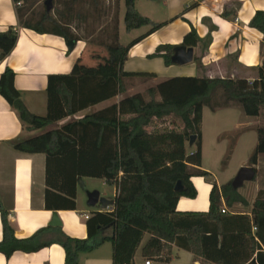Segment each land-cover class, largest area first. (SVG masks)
<instances>
[{"label":"trees","instance_id":"trees-1","mask_svg":"<svg viewBox=\"0 0 264 264\" xmlns=\"http://www.w3.org/2000/svg\"><path fill=\"white\" fill-rule=\"evenodd\" d=\"M12 1L15 5L21 3L20 7H16L18 27L39 35L60 37L65 43L73 41L75 45L85 40L70 30L72 6L86 2L97 7L99 3V0H65L64 10L55 11L53 8L47 11L44 2L42 12L36 14L31 10L29 0ZM117 15L118 11L113 17L108 43H96V47L110 53L107 63H114V71L98 67L99 73L88 72L82 66L75 69V74L49 75L48 112L45 117L27 111L14 87V72L9 68L3 71L0 75V96L16 111L27 130H45L57 121L121 92L125 77L123 65L129 50L163 24L153 25L145 34L122 46L119 43ZM147 23L146 18L131 10L127 18L129 28ZM248 27L263 34L260 50L264 54V12H255ZM190 36L194 46L201 42L193 29ZM17 37L18 30L14 27L0 33V60L11 53ZM174 48L171 45L158 46L150 58L160 57L165 65L170 66ZM194 61L198 62L196 58ZM257 73V78L250 84L246 79L171 78L148 89L143 95L124 98L109 109L12 143L13 149L19 152L44 154L47 171L50 159L55 162L58 158L60 161L64 159L69 171L71 168V172L77 175L76 182L81 178H97L109 185L116 184L118 188L111 210L94 212L88 217L87 239L60 237L58 243L64 251V263L78 264L80 255L109 242L112 245V264H130L146 234L148 240L141 248L144 261L169 264L172 246L175 245L191 253L194 262L199 259L202 264H264V191L258 192L250 215L220 212L222 203L226 208L234 204L247 206L237 190L232 189L231 183L220 189L212 185L209 208L205 213L176 210L180 198L195 199L197 196L191 178L210 177L201 169L202 109L238 106L248 117L262 116L264 71L258 68ZM77 93L81 95L78 100L75 97ZM55 100H58L57 103ZM125 116L128 119H121ZM153 118H170L173 128L157 129L153 126ZM149 127H153L152 131L147 130ZM111 136L115 138L113 146H103L102 141ZM191 136L195 137L194 151L188 154L185 144ZM260 155H264L263 127L257 129V144L248 161L250 167L257 164ZM178 182H181L182 189L176 192ZM75 189L74 185L66 199L69 210L75 209ZM0 218V254L6 258L15 252H35L49 244L39 242L40 234L47 229L26 239H16L6 213L1 212ZM106 227L113 229L112 236L99 238L100 230ZM128 233L134 240L120 241L123 235L130 236ZM125 252L127 255H124Z\"/></svg>","mask_w":264,"mask_h":264},{"label":"crops","instance_id":"crops-1","mask_svg":"<svg viewBox=\"0 0 264 264\" xmlns=\"http://www.w3.org/2000/svg\"><path fill=\"white\" fill-rule=\"evenodd\" d=\"M158 3L160 21H152L151 16L147 18L152 19L153 23L163 25L129 50L123 65L125 77L122 79L121 92L117 96L63 118L45 130L32 132L26 129L16 111L0 96V213H6L7 222L16 239H26L47 229L40 234L39 242L49 243L38 251L15 252L9 258L0 254V264H65L64 251L58 243L60 237L64 235L87 239L88 219L84 216L91 217L94 212L109 211L113 207L105 210L100 206L88 207L86 193L91 191L89 187L95 182L101 183L105 190L99 195L107 200L114 201L118 192L116 184H106L103 179L81 178L76 182L77 175L71 172V168L69 171L64 159L60 161L58 158L57 162L50 159L47 171V158L44 154L19 152L13 149L12 143L47 130L59 129L87 115L109 109L124 98L143 95L148 89L171 78L246 79L249 83L257 78V69L264 66V54L260 50L263 34L249 28L248 23L255 12H264V0H158ZM152 7L158 11L159 5L153 3ZM139 16L142 17L141 14ZM9 27L17 28L18 37L11 53L4 60H0V75L6 68L12 70L15 74L14 87L27 111L32 115L45 117L48 112L47 77L75 74L77 67L81 68L87 62L94 64L96 61L84 57L82 42H77L73 50L68 51L65 41L60 37L39 35L18 27L15 3L12 0H0V33ZM192 29L201 41L196 46L190 36ZM161 45L192 48V62L186 64V69L178 70L177 65H165L160 57L150 58ZM195 58L198 62L194 61ZM75 97L78 100L81 95L77 93ZM57 101L55 100L56 103ZM121 119H128V116ZM263 121L262 116H246L238 106L202 109L201 169L209 173L210 177L191 178L197 196L195 199L180 198L176 204L177 212L208 211L212 185L215 184L220 189L232 182L234 178L232 179L228 167H223V164L230 163V158H233L243 144L246 148L241 150L243 158L237 167H250L248 161L257 144V129L264 128ZM169 124L171 125L170 118H153V126L157 129H168ZM152 128L147 130L152 131ZM114 139L113 136L106 137L102 141L103 146L111 148ZM185 149L188 154L194 151L193 145L189 146L188 142ZM262 160L264 155L258 157L255 166H251L255 172L253 180L245 182L237 190L247 206L234 204L231 208H226L222 203L220 210L225 208V214L250 215L258 192L264 191ZM68 162L71 163V160ZM74 185L75 209L69 210L66 208V199ZM54 213L59 219V227L49 226ZM112 234L113 229L106 227L100 230L98 237H111ZM123 237L120 241L134 240L131 235ZM1 239L0 218V241ZM147 240L148 235H143L130 264L144 263L141 248ZM181 254L190 256L191 264H202L199 259L194 262L191 253L175 245L172 246L169 264L178 261ZM118 257L122 259L119 255ZM78 264H112L111 243L105 242L92 252L80 255Z\"/></svg>","mask_w":264,"mask_h":264},{"label":"rangeland","instance_id":"rangeland-1","mask_svg":"<svg viewBox=\"0 0 264 264\" xmlns=\"http://www.w3.org/2000/svg\"><path fill=\"white\" fill-rule=\"evenodd\" d=\"M64 1L65 0H52L51 10L53 8L55 11L64 10L66 7ZM29 2L32 4L31 10L34 13L40 14V12H42L43 3L45 2L44 0H29ZM153 3L159 5L158 11L152 7ZM131 10L135 13L138 12V15L141 14L142 18H146L149 23L141 27L129 28L127 18ZM117 11L119 43L122 46H126L132 40L141 36L145 30L149 31L153 25H156V23H153L152 21H160L159 18H161L160 4L158 3V0H99L97 7L90 6V4H87L86 2L75 3L72 6V17L69 27L72 33L76 34L82 40H85L82 41V49H84L86 55L85 58L87 60L96 61L94 64H91V62L83 64V67L85 65V70H88V72L99 73L97 70L98 67H102L101 69L104 71H114V63H107V61H109L110 53L102 47H96V43H108V39L112 35L113 17ZM54 15H56V13ZM148 16H151L153 20L151 19V21L148 19ZM176 67V69L181 70L186 69L188 66ZM262 117H264V114ZM245 148L246 145L243 144L240 150H237L234 153L233 158H230V163L223 164V167H228L230 174H232V179L235 178L240 170V168L238 169L237 164L243 158L241 150L244 151ZM261 174L264 182V167H262ZM89 188H91L90 192L96 191L100 194H103V191L105 190L101 183L96 182ZM101 196L103 197V195ZM174 264H191V258L187 254H181L179 260L175 261Z\"/></svg>","mask_w":264,"mask_h":264},{"label":"water","instance_id":"water-1","mask_svg":"<svg viewBox=\"0 0 264 264\" xmlns=\"http://www.w3.org/2000/svg\"><path fill=\"white\" fill-rule=\"evenodd\" d=\"M45 7L47 11L51 10V0L45 1ZM74 45L75 43L73 41L66 43V47L68 51H72L74 48ZM192 60H193V49L192 48H186L184 46H177L173 49V54L171 56V63L173 65L184 66L186 64L191 63ZM262 69L264 71V66L262 67ZM194 140H195V137L191 136L189 138L188 145L192 146L194 144ZM254 176H255V172L251 167L240 168L237 175L231 182L232 189L238 190L239 188H241V186L245 182L252 181ZM181 189H182V184L181 182H178L175 186V191L179 192ZM86 197H87V206L91 208L95 206H100L101 209L105 210L114 205L113 200H107L103 197H100L99 193L96 191L87 192ZM49 226L51 227L60 226L59 219L55 213L52 215Z\"/></svg>","mask_w":264,"mask_h":264},{"label":"built area","instance_id":"built-area-1","mask_svg":"<svg viewBox=\"0 0 264 264\" xmlns=\"http://www.w3.org/2000/svg\"><path fill=\"white\" fill-rule=\"evenodd\" d=\"M20 5H21V3H17L16 4V7H20ZM250 84V83H249ZM173 127H172V125H168V129L170 130V129H172ZM220 212L222 213V214H225L226 213V210H225V208H222L221 210H220ZM84 218L85 219H88V216H84ZM143 264H151V262L150 261H144V263Z\"/></svg>","mask_w":264,"mask_h":264}]
</instances>
